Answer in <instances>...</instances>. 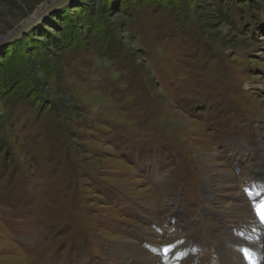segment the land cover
I'll list each match as a JSON object with an SVG mask.
<instances>
[{
	"label": "rangeland",
	"instance_id": "rangeland-1",
	"mask_svg": "<svg viewBox=\"0 0 264 264\" xmlns=\"http://www.w3.org/2000/svg\"><path fill=\"white\" fill-rule=\"evenodd\" d=\"M263 195L264 0H0V264H264Z\"/></svg>",
	"mask_w": 264,
	"mask_h": 264
},
{
	"label": "bare ground",
	"instance_id": "bare-ground-1",
	"mask_svg": "<svg viewBox=\"0 0 264 264\" xmlns=\"http://www.w3.org/2000/svg\"><path fill=\"white\" fill-rule=\"evenodd\" d=\"M264 196V195H263ZM263 196L260 197V198H257L255 199V202H254V205H257V204H260L261 202H264V199H263ZM179 217V216H178ZM189 217V216H188ZM255 217V216H253ZM255 222H256V225H259L258 223V220L255 219ZM178 223L176 222V225ZM152 237H155V236H152ZM214 237H217L216 235ZM142 239L139 238V240L137 239V242L139 244V246L142 248L141 249H138V248H133V250L135 251L134 253L135 254H132L131 250L129 252H120L119 254V259H121L123 261V264H146L145 263V260L146 262L149 264V263H152V264H161L160 261L158 262V256H159V252H157V245H158V242L155 240V239H152V240H155L157 242V244L155 246H151L149 245L148 247L143 244L142 241H140ZM242 245H244L242 243ZM245 245H249L248 247L245 248ZM244 245V248L247 249L249 252H251L252 250H254L253 248L256 247V244L255 243H252V244H249V242L245 243ZM144 250H146L147 252H144ZM176 251V250H175ZM153 253L150 254V253ZM174 252V251H173ZM178 252V251H177ZM236 253V252H235ZM252 254H255L253 252H251ZM224 254V253H223ZM222 254V255H223ZM238 254V255H237ZM226 255V256H225ZM257 255V254H256ZM135 256V257H134ZM225 258H223V260L225 261L224 263L225 264H246L245 262L241 261V258L239 256V253H236V254H232L230 255V257H228V254L225 253L224 256ZM258 264H262L261 260L258 259V261H256ZM186 263V262H185ZM256 263V264H257ZM169 264H172V263H169ZM247 264H251V261Z\"/></svg>",
	"mask_w": 264,
	"mask_h": 264
},
{
	"label": "snow or ice",
	"instance_id": "snow-or-ice-1",
	"mask_svg": "<svg viewBox=\"0 0 264 264\" xmlns=\"http://www.w3.org/2000/svg\"><path fill=\"white\" fill-rule=\"evenodd\" d=\"M254 207L256 210V214L259 217L260 223L264 224V204H257V205H254ZM163 251L165 253V256H167V254L170 251H172V247L171 246L164 247ZM244 255L251 261V264H256V262L253 260V254L249 252L247 249H244Z\"/></svg>",
	"mask_w": 264,
	"mask_h": 264
},
{
	"label": "water",
	"instance_id": "water-1",
	"mask_svg": "<svg viewBox=\"0 0 264 264\" xmlns=\"http://www.w3.org/2000/svg\"><path fill=\"white\" fill-rule=\"evenodd\" d=\"M65 2L66 1H62L59 3V5H54L52 7H49L48 9H46L45 11H43L42 13H40L36 19V21H34L35 23L39 22L41 19H43L44 17H46L48 14H50L52 11L56 10L57 8H59L60 6H63L65 5ZM35 23H32L33 25ZM32 24L30 23L29 25L25 26L21 31L15 33V37L14 39L16 38H19L20 36H22V34L28 30V28H30V26H32Z\"/></svg>",
	"mask_w": 264,
	"mask_h": 264
}]
</instances>
